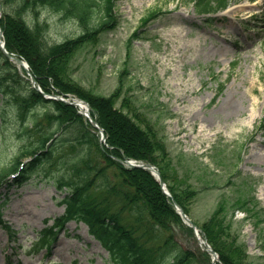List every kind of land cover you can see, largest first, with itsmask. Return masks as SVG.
Returning a JSON list of instances; mask_svg holds the SVG:
<instances>
[{"label":"rangeland","instance_id":"374dc122","mask_svg":"<svg viewBox=\"0 0 264 264\" xmlns=\"http://www.w3.org/2000/svg\"><path fill=\"white\" fill-rule=\"evenodd\" d=\"M115 5L116 29L78 51L74 79L109 96L123 77L124 96L164 138L174 175L200 190L190 205L191 218L202 223L225 203L252 263L264 264V0H231L226 11L211 16V24L192 0H116ZM39 17L49 24L51 42L81 33L75 22L48 10ZM230 92L239 98V112L231 117L221 108ZM62 196L54 180L43 176L12 190L1 210L0 264H114L84 224H69L48 251L38 248L51 220L64 213ZM238 198L253 200L250 212L234 210ZM180 235L185 250L201 252L187 231Z\"/></svg>","mask_w":264,"mask_h":264},{"label":"trees","instance_id":"16d2710c","mask_svg":"<svg viewBox=\"0 0 264 264\" xmlns=\"http://www.w3.org/2000/svg\"><path fill=\"white\" fill-rule=\"evenodd\" d=\"M0 3L4 8L0 25L8 52L29 63L45 93L86 100L107 136V146H102L96 130L75 107L45 99L0 48V188L8 183L11 173L19 172L10 183L18 187L32 177L53 178L57 189L66 191L61 202L66 213L57 222L63 227L73 220L86 223L115 264H209L207 253L197 255L179 246L177 232L185 230L193 236V231L184 225L157 180L150 172L123 163L134 159L156 165L174 198L190 213V205L200 192L174 175L164 138L131 98L124 96L123 77L109 96L85 89L73 77L78 51L96 44L100 35L116 26L114 0ZM227 3L193 0L198 12H215ZM42 10L62 21L72 20L81 33L51 42L47 37L49 24L39 17ZM8 124L12 125L9 131ZM27 158L31 161L20 170ZM53 171L57 172L55 177ZM237 202L238 208L246 210L241 205L248 201ZM226 211V205L221 204L200 224L202 230L221 264H253L232 223L227 221Z\"/></svg>","mask_w":264,"mask_h":264},{"label":"water","instance_id":"95a60500","mask_svg":"<svg viewBox=\"0 0 264 264\" xmlns=\"http://www.w3.org/2000/svg\"><path fill=\"white\" fill-rule=\"evenodd\" d=\"M0 11H1V7H0ZM0 45L5 53V55L7 56V58L17 64H19V66H22L24 68V70L30 75L31 77V83L33 86H37L38 83H37V80L35 79V77L31 74L30 72V69H29V65L26 61H24L22 58L18 57V56H15V55H10L6 49H5V42L3 40V31L2 29L0 28ZM41 91V90H40ZM42 92V91H41ZM43 93V92H42ZM45 96H47L46 94H44ZM47 98L49 99H55V100H60V101H63L65 102L66 104L68 105H72V106H75V107H79L80 106V103L79 102H84L82 100H77V99H72V101H69V100H65L63 98H60L59 96H55V97H49L47 96ZM85 105L88 106V103L87 102H84ZM80 113L85 115L87 118H89V116L82 112L80 110ZM91 121L93 122L94 126L99 128V125L97 124L96 121H93L91 119ZM102 133L104 134V131L102 128H99ZM129 165L131 167H134V168H141V169H144V170H147V171H150L154 176L157 175L158 177V181L160 183V185L162 186V189L164 191V193L167 195V196H170V193L165 185V182L162 178V176L160 175V172L156 171L155 170V166L154 165H150V164H144V165H136V164H133V163H129ZM174 205L176 206L178 212L181 214V216L184 218V220L186 221L187 224H189L192 228H194L195 230H197V226L196 224H194L185 214L184 210L176 203L174 202ZM200 244L204 247V249L206 251H208L210 254L213 255L214 258L217 257V254L215 253V251L210 247V245L207 243V239L205 238L204 241H200Z\"/></svg>","mask_w":264,"mask_h":264},{"label":"bare ground","instance_id":"6f19581e","mask_svg":"<svg viewBox=\"0 0 264 264\" xmlns=\"http://www.w3.org/2000/svg\"><path fill=\"white\" fill-rule=\"evenodd\" d=\"M243 8H246V5L241 6ZM224 55L227 54V52L225 51H221ZM253 88V86H252ZM251 88V90H252ZM238 101L239 98L236 96V94L234 92H230L229 94H227L224 98V101L221 103V108L223 109L224 112L227 113V115L229 117L234 116L236 113L239 112V108H238ZM81 110L85 113H89V107L86 106L84 103H81ZM189 118H191V114L189 115ZM188 118V120H189ZM193 124V123H191ZM215 123H212L211 126H213ZM210 126V127H211Z\"/></svg>","mask_w":264,"mask_h":264}]
</instances>
